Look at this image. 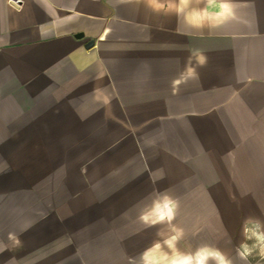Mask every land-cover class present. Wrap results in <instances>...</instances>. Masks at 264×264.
I'll return each mask as SVG.
<instances>
[{
    "label": "crops",
    "instance_id": "crops-1",
    "mask_svg": "<svg viewBox=\"0 0 264 264\" xmlns=\"http://www.w3.org/2000/svg\"><path fill=\"white\" fill-rule=\"evenodd\" d=\"M234 3L195 30L144 0H0V264H132L170 234L138 218L162 193L183 250L236 259L263 221L240 215L264 191V0Z\"/></svg>",
    "mask_w": 264,
    "mask_h": 264
},
{
    "label": "clouds",
    "instance_id": "clouds-1",
    "mask_svg": "<svg viewBox=\"0 0 264 264\" xmlns=\"http://www.w3.org/2000/svg\"><path fill=\"white\" fill-rule=\"evenodd\" d=\"M144 3L153 13L174 14L178 23L195 30L220 28L236 18L234 0H144ZM199 60L203 63L202 56ZM186 71L188 77L196 75L194 68ZM178 209V200L166 193L145 206L138 217L145 227L168 225L170 234L153 241L132 259V264H236L237 260L240 264H249L251 257L264 260V222L259 219L248 218L243 223V239L233 259L220 247L207 243L183 250L180 244L186 233L175 224Z\"/></svg>",
    "mask_w": 264,
    "mask_h": 264
},
{
    "label": "rangeland",
    "instance_id": "rangeland-1",
    "mask_svg": "<svg viewBox=\"0 0 264 264\" xmlns=\"http://www.w3.org/2000/svg\"><path fill=\"white\" fill-rule=\"evenodd\" d=\"M256 202L258 203L257 205L254 204ZM254 205L257 206L258 211H255V212L248 211V212L242 213L240 216H242L244 218L245 216H250L252 214H254L256 216L258 215L259 218H263L262 222H264V191H260V193L257 197H254L253 200H248V202L243 204V206L246 208H249V207L254 206ZM228 214L232 219L231 221L237 220L238 213H228ZM240 226L238 227L237 230L241 231L242 229L240 228ZM236 264H240V262L237 260ZM249 264H264V260H260L258 257H251L249 260Z\"/></svg>",
    "mask_w": 264,
    "mask_h": 264
},
{
    "label": "built area",
    "instance_id": "built-area-1",
    "mask_svg": "<svg viewBox=\"0 0 264 264\" xmlns=\"http://www.w3.org/2000/svg\"><path fill=\"white\" fill-rule=\"evenodd\" d=\"M8 2L13 6H18L23 0H8Z\"/></svg>",
    "mask_w": 264,
    "mask_h": 264
},
{
    "label": "water",
    "instance_id": "water-1",
    "mask_svg": "<svg viewBox=\"0 0 264 264\" xmlns=\"http://www.w3.org/2000/svg\"><path fill=\"white\" fill-rule=\"evenodd\" d=\"M94 41H91V43H93Z\"/></svg>",
    "mask_w": 264,
    "mask_h": 264
}]
</instances>
